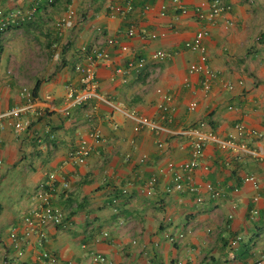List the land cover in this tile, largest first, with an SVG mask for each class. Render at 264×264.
Wrapping results in <instances>:
<instances>
[{
	"label": "crops",
	"instance_id": "crops-1",
	"mask_svg": "<svg viewBox=\"0 0 264 264\" xmlns=\"http://www.w3.org/2000/svg\"><path fill=\"white\" fill-rule=\"evenodd\" d=\"M0 1L5 15L37 7L33 20L0 35V264H36L44 251L61 264H89L93 253L108 264H247L260 257L264 0H225L231 9L213 21L207 17L212 0H134L124 15L112 7H126V0ZM69 8L75 11L72 28L62 24ZM131 29L134 36L128 35ZM199 31L208 33V65L216 74L208 92L205 74L190 73L200 53L186 47ZM8 40L17 47L15 60L27 49L32 59L43 54L48 62L35 70L32 60V73L20 75L7 65L13 51H3L2 43ZM95 51L110 56L97 63L96 96L73 105L67 87L83 90L76 67ZM158 51L170 56L153 60ZM140 59L146 60L142 67L118 72ZM38 81L37 106L46 115L29 116L32 130L17 133L8 112L26 104L22 89L33 90ZM158 90L172 97L167 111L159 108ZM192 102L198 104L194 111ZM141 118L152 126L142 127ZM201 121L215 138L192 173L197 190L168 193L177 174L187 175L181 166L191 160L193 130ZM237 124L249 135L239 137ZM232 137L235 144L225 146ZM83 140L90 156L80 164L71 154ZM53 174L56 185L50 190ZM249 176L258 187L245 181ZM153 177L157 182L151 185ZM42 186L67 217L63 228L47 230L43 242L37 233L24 236L27 219L39 222ZM150 187L155 197L147 195ZM180 233L184 238L175 243L165 237Z\"/></svg>",
	"mask_w": 264,
	"mask_h": 264
},
{
	"label": "built area",
	"instance_id": "built-area-1",
	"mask_svg": "<svg viewBox=\"0 0 264 264\" xmlns=\"http://www.w3.org/2000/svg\"><path fill=\"white\" fill-rule=\"evenodd\" d=\"M71 2H74L75 0H70ZM181 1V0H177ZM1 2V1H0ZM36 4H41L42 2H46L48 5H52L55 3V0H35ZM133 2L134 0H126V7L122 6H114L112 7L113 11L116 14L124 15L127 12L132 11L133 9ZM183 9V8H182ZM231 9V6L228 5L225 0H212L210 3V8L208 9V15L207 17L213 21L221 14L229 11ZM37 12V7L32 8L31 10H28L27 12H24L20 9H16L12 12H9L8 14H3V12L0 10V34L7 31L11 26L15 25V23L20 21H30L33 20L35 13ZM185 12V11H184ZM75 17V11L71 8L68 10L67 17H64L62 19V24L65 25L67 28L73 27V19ZM135 31L131 29L128 32L129 36H134ZM208 33L206 31H199L196 36L189 42L186 43V47L190 49L193 52L200 53V63L198 64H192L190 66V73H204L206 76V79L203 83V89L208 92L211 89V80L216 78L215 72L212 71V69L208 65V53L206 46L204 44V39L207 37ZM154 38V36H152ZM115 41L110 39L108 40V46L112 47L114 45ZM127 47H123L122 51H127ZM170 56L169 53L158 51L152 55L153 60H164ZM110 59V56L108 53L104 51H95L94 55H90L87 58V63L83 65H78L76 67L77 72L81 74V82L84 85L83 90H77L72 85H68L67 87V94L66 98L67 100L72 103L73 105L82 104L84 102H88L92 100L96 96V91L98 89V83L96 81V67L98 61H107ZM146 60L140 59V60H134L130 61L128 63L127 70H118V72H129L131 69L134 68H140L143 65H145ZM232 88V85H229V89ZM158 93L162 99V103H160L159 108H161L164 111H167L169 109L168 104L171 101L172 97L169 94H166L162 92L161 90H158ZM22 96L26 100V104L22 107H16L8 112V116L12 119L11 125L15 129L17 133H23L29 130H32L33 120L30 119L29 116H32L33 118L42 119L46 114L45 110L42 108H39L37 106V99L36 96H34L32 89L28 87H24L21 92ZM48 99L51 97L48 96ZM198 104L197 102H192L189 105V110L194 111L196 110ZM141 126L142 127H151L152 123L148 118H141ZM236 132L239 137H243L245 135H249L246 128L242 124L236 125ZM50 130L47 128L46 133H49ZM34 135L36 137L41 136L40 133L37 131H34ZM194 139L192 141V157L191 160L185 164H183L181 167L182 169L187 173V175H181L177 174L174 177L173 185L168 189V193L173 192H179V193H193L197 190V188L194 186L193 182V171L199 167L200 160L204 156V147L207 142H209L211 139L215 138L214 133L212 132L211 128L209 127L208 123L206 121H201L198 126H196L193 130ZM94 138H99L100 135L98 133L91 134ZM53 137V136H51ZM234 137H232L227 143H225V146H233L234 143ZM242 149L246 148V145H241ZM90 156V148L87 144V141L83 140L81 142V145L78 147V149L71 154V158L74 159L77 163L84 164L88 157ZM260 160L264 161V153L259 155ZM3 167V160L0 156V173L2 171ZM169 168L173 169V164H169ZM51 182L47 184V187L52 188L56 185V175L53 174L50 177ZM246 182H250L254 184L255 187H258V181L254 176H249L245 180ZM157 182V178L153 177L151 178V185ZM43 187V186H42ZM64 187H68L67 183H64ZM45 188V187H43ZM209 189H212L209 186ZM157 194L156 190L153 187H150L147 191V195L149 197H155ZM52 193L49 192L46 188L42 190L38 194V198L41 200L42 205L39 212L37 213L39 217V222L35 224V222L31 219L26 220L27 224V231L24 233V236H29L31 233H37L39 236V239L41 242L46 240V233L49 228H63L66 221V215L64 212L54 207L51 204L52 199ZM259 197L256 198L258 200ZM202 199L199 198L198 202H201ZM105 236L108 234L105 233ZM13 238L16 236L13 235ZM166 239L168 241L175 243L178 241H182L184 238V234L180 233L178 236H172L171 234L165 235ZM241 238H237V241ZM137 241H134V244H136ZM236 244V242H235ZM83 248H86L85 245H83ZM144 251V250H143ZM36 264H61L60 259L53 253L44 251L41 255V258H39L36 262ZM89 264H108L107 258L103 256L102 254L93 253L90 257ZM247 264H264V251L260 254V257L247 263Z\"/></svg>",
	"mask_w": 264,
	"mask_h": 264
},
{
	"label": "rangeland",
	"instance_id": "rangeland-1",
	"mask_svg": "<svg viewBox=\"0 0 264 264\" xmlns=\"http://www.w3.org/2000/svg\"><path fill=\"white\" fill-rule=\"evenodd\" d=\"M6 40V39H5ZM4 42V41H3ZM24 44V43H23ZM25 45V44H24ZM29 47H32L33 46V44H29L28 45ZM2 47H3V51H7V53L8 52H12V54H11V57H10V60L8 61V63H7V65H8V67L10 68V67H13L12 69H18L19 70V73H20V75H22L21 73L22 72H26L27 70L28 71H30V73H32V71H31V69H29L30 68V66H32L31 64L29 65L28 64V62H32V60H33V62L35 63V67H34V69L36 70V69H40V67L42 66V64L44 63V60H45V62H48V58H47V56H44L43 54H37V56H36V58L35 59H32L31 57H30V54H31V52H30V50L28 51L27 49H25V51H24V54L26 55L25 57H23V58H20V60H18V59H16L15 60V58L13 57V56H15L16 54H15V50L17 49V47H14V42L12 41V40H8V41H6V42H4V43H2ZM15 51V52H14ZM42 51V50H41ZM43 52V51H42ZM44 53V52H43ZM46 53V52H45ZM28 57H30L29 59H28ZM43 57V58H42ZM43 60V61H42ZM40 63V64H39ZM26 65H28V66H26ZM28 67V68H27ZM19 73H18V76H19Z\"/></svg>",
	"mask_w": 264,
	"mask_h": 264
},
{
	"label": "trees",
	"instance_id": "trees-1",
	"mask_svg": "<svg viewBox=\"0 0 264 264\" xmlns=\"http://www.w3.org/2000/svg\"><path fill=\"white\" fill-rule=\"evenodd\" d=\"M23 24H20L18 25L17 27H22ZM1 35V34H0ZM39 87H40V81H38L36 84H35V87L33 88L32 92L34 94V96H37V93H38V90H39ZM2 213V206L0 205V215Z\"/></svg>",
	"mask_w": 264,
	"mask_h": 264
}]
</instances>
